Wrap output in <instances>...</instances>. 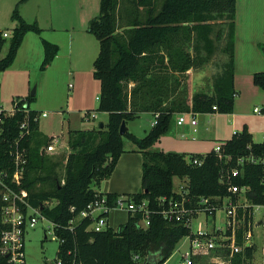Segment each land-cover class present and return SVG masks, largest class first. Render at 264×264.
<instances>
[{"label": "trees", "instance_id": "1", "mask_svg": "<svg viewBox=\"0 0 264 264\" xmlns=\"http://www.w3.org/2000/svg\"><path fill=\"white\" fill-rule=\"evenodd\" d=\"M25 1L19 0L12 13L17 24L11 30L4 55L1 51L8 36L3 37L0 30V71L13 63L26 33L41 34L36 21L27 22L18 14L17 5ZM234 17L235 0H160L159 4L157 0H99V12L90 19L88 31L98 40L93 77L99 81L97 110L108 114L104 128L68 130L67 153L55 155L40 151L51 137L39 131V122L33 117L40 112L29 109L28 100L27 114L16 111L4 117V136L9 140L18 135V124L25 115L29 117L30 133L22 140L27 150L22 186L28 191L30 204L52 224L58 240L55 259L43 264L58 260L61 264H163L177 242L190 232L182 223L161 214L171 200L181 197L173 189L174 177L187 178L186 196L195 205L200 197L229 195L227 174L237 166L239 174L230 183L244 188L250 205L245 211L246 221L251 219L252 206L264 205V163L237 165L239 157L264 159V139L254 142L245 126L218 142L222 154L229 156L227 162L219 159L213 149L204 155H190L203 156L200 165L190 163L183 153L149 151L179 113L233 111ZM40 42L43 58L39 70L43 71L59 47L42 37ZM220 44L226 57L214 79L213 93L183 97L179 75L202 66ZM252 79L264 89V71L254 72ZM144 112L157 117L143 137L137 138L128 130L123 135L119 133L122 121L127 123ZM123 138L135 144L142 154L141 188L126 197L147 200L148 226H139L141 213L128 212L127 221L116 230L87 229L88 218L80 219L70 230V220L94 199L105 195L112 205L121 196L98 192L94 186L111 176L125 151ZM10 142L0 140V167L8 165L11 170L6 155ZM1 228L0 225V231ZM246 228V224L237 228L239 245ZM251 254L252 248L245 247L234 257V264H241V258L244 261ZM0 264H4L3 257Z\"/></svg>", "mask_w": 264, "mask_h": 264}, {"label": "rangeland", "instance_id": "2", "mask_svg": "<svg viewBox=\"0 0 264 264\" xmlns=\"http://www.w3.org/2000/svg\"><path fill=\"white\" fill-rule=\"evenodd\" d=\"M18 1L0 0V30L8 32L7 42L1 55L5 54L11 30L17 24V20L12 18V13ZM157 1L159 4L160 0ZM17 11L27 22L36 20L43 30L40 35L30 32L25 38V45L22 44V47L18 49L13 63L0 71V106L9 111L15 101L23 100L25 103L28 100L29 109L45 112L46 115L40 116L38 120L39 130L43 135H59L63 143L50 154L63 155L68 151L66 144L68 130L97 129L100 123L106 124L108 121V114L97 110L99 81L93 77V61L98 53V40L92 32L88 31L90 19L99 12V0H27L17 5ZM29 37L35 39L34 43ZM40 37L53 40L59 47L58 52H63L61 58L57 60L61 64L59 69L51 68L45 71L37 69L42 59ZM220 46L221 44L202 66L189 69L181 75L182 77L179 75L183 97L191 99L196 93L208 95L213 93L214 79L220 72L221 64L226 57L221 53ZM259 48L264 59V40ZM259 89L262 88L259 87ZM33 91V98L27 99ZM255 105L264 107V101L255 99L252 105L244 111L245 114L237 118L240 124V127L237 125V128L240 131L245 126L250 132L252 140L260 142L264 139V112L254 114L252 109ZM84 112L94 113L95 117L87 119L86 116H83ZM152 120L153 115L144 112L129 120L126 126L135 137L141 138L149 131ZM172 126L169 130L172 129ZM169 130L162 135L160 141L150 147L149 151L176 152L185 150L187 148L186 141L191 142L192 136L198 134V132H195L194 135L191 134V131H186L184 132L186 137L181 138L180 133ZM217 141V139H212L207 142V145L213 149ZM123 144L125 150L135 148V144L126 138H123ZM190 154L185 153V159L189 160ZM257 161L263 162L264 159H257ZM107 180L104 179L99 185L94 186L95 190L101 192ZM130 183L131 181L123 183L114 179L112 185L123 187L129 186ZM186 183V177H174L173 189L179 192ZM135 186L137 190L140 189L141 180ZM117 194L124 198L129 193ZM237 198L243 204L248 203L243 192ZM221 205L216 210L214 221L209 217L205 218L203 213H200L193 228L198 221L203 222L207 228H211L213 223L215 226L223 227L225 204ZM106 218L108 227L116 230L127 221L128 211L124 209L110 210ZM246 222L241 219L237 225L242 227ZM249 222H251L253 248L251 257L245 259L243 264H264V207H254ZM186 244L185 238L180 239L163 264H178L180 251ZM57 246L58 240L54 236L52 224L44 217L37 215L34 227L26 228L24 232L25 264L53 262ZM210 263L208 257L195 261V264Z\"/></svg>", "mask_w": 264, "mask_h": 264}, {"label": "built area", "instance_id": "3", "mask_svg": "<svg viewBox=\"0 0 264 264\" xmlns=\"http://www.w3.org/2000/svg\"><path fill=\"white\" fill-rule=\"evenodd\" d=\"M2 36H8L7 31H2ZM216 109L215 106L212 107ZM16 111H23L27 114L26 103L23 100L15 101L11 110L6 111L0 106V140L11 141L6 155L11 163L12 169L8 165L0 167V257L4 258V264H25V250H24V232L26 228H32L37 222V215L41 216L39 209L33 207L29 202L28 191L22 186V181L27 164V150L22 144V140L30 133L29 117H25L18 124V135L12 140L8 136H4L5 128L3 125L4 117L11 116ZM253 112L261 114L264 112V107H254ZM196 113L183 112L178 114L177 123H183L188 120L191 125L196 124ZM45 112H40L33 117V120H39L40 116H45ZM87 119L94 118L95 114L83 113ZM157 114L153 115L151 125L156 122ZM50 141L40 147V151L47 153L55 152L63 143L59 135H51ZM214 153L219 159L225 162L229 159L228 155H223L220 144H215L213 148ZM194 165H200L203 161V156L193 157L188 160ZM247 162H259L256 158L239 157L237 165L242 166ZM264 163V161H263ZM239 168L233 167L227 174V182L229 183V195L224 197H200L196 200V204L192 205L190 198L186 196V188L184 186L178 193L179 200H171L168 207L161 210V214L165 219L182 223L189 229V234L185 238L186 246L180 251V258L178 264H195L196 259L209 258L210 264H234V257L241 254L245 247L253 248L251 241L252 231L251 222L248 218L246 222L245 211L249 207V203H241L239 199L232 195H239L244 192V188H239L237 185L230 183L233 177L238 176ZM164 200V199H163ZM188 202V203H187ZM225 204L224 208V226L219 227L212 224L211 228H207L203 222H196L195 228L193 225L200 213H203L205 218L209 217L212 221L215 220L216 210ZM254 207H264V205H254ZM114 209H124L131 213H141L142 218L138 221L140 227L145 228L149 224L150 210L147 206V200H134L127 197L119 196L114 204L110 205L105 197L102 195L81 210L69 222L68 228L73 229L80 219L88 218L90 220L87 229L94 231H101L108 227L107 213ZM241 209V213H239ZM252 209V214H253ZM251 214V216H252ZM250 216V217H251ZM42 217V216H41ZM245 220L247 228L242 232V244L236 243L237 225L238 222ZM181 238V239H182ZM242 257V255H241ZM134 258H138L134 256ZM54 264H61L58 260ZM243 264V257L241 258Z\"/></svg>", "mask_w": 264, "mask_h": 264}, {"label": "crops", "instance_id": "4", "mask_svg": "<svg viewBox=\"0 0 264 264\" xmlns=\"http://www.w3.org/2000/svg\"><path fill=\"white\" fill-rule=\"evenodd\" d=\"M29 33L30 32L25 34L19 49L22 47V44L25 45V38ZM30 39L34 43L35 39L33 37ZM48 40L53 42V40ZM263 40L264 0H235L233 44V85L235 95L233 111L231 113H219L217 111L209 113H196L195 117L197 122L195 125H191L188 120L178 124V116H175L173 126L171 125L172 129L169 131L180 133L179 135L181 138L186 137V134L184 133L186 131H191V134L194 135L195 132H198L196 136H192L191 142L186 141L187 148L185 150H178L179 152L176 151V153H191L190 155L206 154L212 150V148L210 149V146L207 145L208 141L217 139L218 141L215 143L217 144L219 141L229 139L234 132L239 131L237 125L240 127V124L237 118L245 114L244 111L252 105L255 99L264 101V91L259 89V87L253 83L252 79L254 72L264 71L263 54L259 48ZM62 53L63 52L59 51L45 70L51 68L59 69L61 64L57 60L61 58ZM39 65L37 66V69H39ZM254 107L257 106L255 105ZM253 113L255 114V112ZM151 122L150 127L152 126ZM161 137L158 141L161 140ZM141 164L142 154L137 150L136 146L130 150H125L120 155L112 176L107 178L108 180L105 179V181L107 180V183L101 192L134 193L139 191L140 189L137 190L135 185L139 180H141ZM114 179L123 183H125V181H131V183L129 186L125 185L123 187H119L112 185Z\"/></svg>", "mask_w": 264, "mask_h": 264}, {"label": "water", "instance_id": "5", "mask_svg": "<svg viewBox=\"0 0 264 264\" xmlns=\"http://www.w3.org/2000/svg\"><path fill=\"white\" fill-rule=\"evenodd\" d=\"M31 96H34V91L31 93ZM102 127H103V123H100L99 124V128H102ZM127 130H128V128L126 126L125 121H122L121 124H120V126H119V133L121 135H123L124 133L127 132ZM142 264H150V263L146 261V262H143Z\"/></svg>", "mask_w": 264, "mask_h": 264}]
</instances>
